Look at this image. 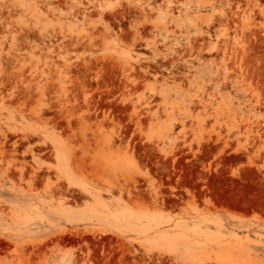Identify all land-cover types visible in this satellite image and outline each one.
I'll use <instances>...</instances> for the list:
<instances>
[{"label": "rangeland", "instance_id": "rangeland-1", "mask_svg": "<svg viewBox=\"0 0 264 264\" xmlns=\"http://www.w3.org/2000/svg\"><path fill=\"white\" fill-rule=\"evenodd\" d=\"M262 149L264 0H0V264H264Z\"/></svg>", "mask_w": 264, "mask_h": 264}, {"label": "snow or ice", "instance_id": "snow-or-ice-1", "mask_svg": "<svg viewBox=\"0 0 264 264\" xmlns=\"http://www.w3.org/2000/svg\"><path fill=\"white\" fill-rule=\"evenodd\" d=\"M222 155H223V154H218V155H217L216 163H219V162H220V157H221ZM261 155H262V158H264V149L261 150ZM224 163H225V165H227V164H228V161L225 160ZM212 166L214 167L215 164H213ZM238 172H239L238 169L233 168L232 171H231V175H232L233 177H236V176L238 175Z\"/></svg>", "mask_w": 264, "mask_h": 264}]
</instances>
